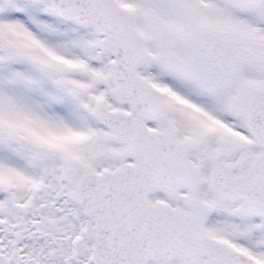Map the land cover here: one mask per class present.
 Here are the masks:
<instances>
[{
	"label": "snow or ice",
	"instance_id": "6c2138e0",
	"mask_svg": "<svg viewBox=\"0 0 264 264\" xmlns=\"http://www.w3.org/2000/svg\"><path fill=\"white\" fill-rule=\"evenodd\" d=\"M0 264H264V0H0Z\"/></svg>",
	"mask_w": 264,
	"mask_h": 264
}]
</instances>
